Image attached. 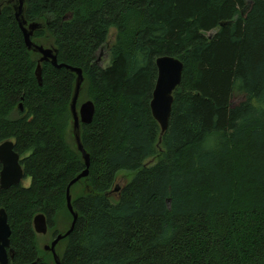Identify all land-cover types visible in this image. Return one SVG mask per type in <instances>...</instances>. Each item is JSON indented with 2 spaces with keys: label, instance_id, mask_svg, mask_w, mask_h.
Masks as SVG:
<instances>
[{
  "label": "trees",
  "instance_id": "16d2710c",
  "mask_svg": "<svg viewBox=\"0 0 264 264\" xmlns=\"http://www.w3.org/2000/svg\"><path fill=\"white\" fill-rule=\"evenodd\" d=\"M17 3L0 5V145L14 143L31 183L0 190L7 264H55L33 222L44 215L54 239L60 215L72 225L67 189L86 170L73 136L77 76L44 62L39 84ZM23 19L59 65L83 71L79 99L95 109L80 127L89 174L71 188L78 219L60 263L264 264V0H24ZM164 56L183 75L162 135L150 104ZM121 172L134 176L113 202Z\"/></svg>",
  "mask_w": 264,
  "mask_h": 264
},
{
  "label": "water",
  "instance_id": "95a60500",
  "mask_svg": "<svg viewBox=\"0 0 264 264\" xmlns=\"http://www.w3.org/2000/svg\"><path fill=\"white\" fill-rule=\"evenodd\" d=\"M23 8L24 0H18L17 6L15 7V17L20 28L22 29L27 49L41 56L36 69V77L39 84L42 82L41 65L44 62H50L57 69L66 68L77 76L76 88L71 104V112L74 121L73 136L75 138L77 148L82 154L86 165V170L76 177L70 183L67 189V209L73 217L71 228L66 234L58 235L50 246L45 247V251L50 252L53 255L55 264H61L60 258L56 253V247L72 232L78 219V214L74 212L72 206L71 188L80 180L86 178L89 174L90 157L82 146L80 127L81 125H89L92 122L95 109L93 103L91 101H87L80 107V110L78 111V100L82 85L84 83L83 71L78 68L59 65L57 63L56 51L54 48H45L32 41L33 33L38 28V25L27 24V22L23 19ZM224 25L225 24H222V26ZM98 60H100V58ZM156 66L158 70V78L150 107L152 115L159 124L161 128V134L163 135L169 125L173 105V94L181 85L183 64L180 60L174 57L164 56L157 59ZM20 109H22L21 106ZM0 164L2 165V170L0 173V190H7L11 187L21 185L25 175L21 165L20 156L15 152L13 142L6 141L0 145ZM118 190V188L115 189V191ZM33 226L37 235H46L48 233V224L44 215L36 216ZM10 237L11 229L8 223V216L5 210L2 209L0 210V264H7L9 259H12L14 256L13 251L11 250ZM38 263L39 260L31 264Z\"/></svg>",
  "mask_w": 264,
  "mask_h": 264
},
{
  "label": "rangeland",
  "instance_id": "374dc122",
  "mask_svg": "<svg viewBox=\"0 0 264 264\" xmlns=\"http://www.w3.org/2000/svg\"><path fill=\"white\" fill-rule=\"evenodd\" d=\"M9 1L12 0H0V5H3ZM214 33H210L208 34V36H213ZM115 39H116V30L115 29H111L109 31V36H108V41L106 46L97 54V59L100 58L99 60V64L101 66H104L108 63V59H109V51L112 48V46L115 43ZM36 44L43 46L45 48H53L52 44L49 43V41H35ZM41 58L40 55H38L37 59L39 60ZM87 102V99L85 97H81L78 101V111L80 110V107L85 104ZM74 139L72 137V134L70 132L69 135V142L73 143ZM156 159H150L147 161V163L153 164V162L155 163ZM134 174H130V173H126V172H121L118 174L117 177V181L115 184V188L114 190L111 192L110 194V198L112 199L113 202H116L119 198V190L115 191L116 188L121 189L125 184H128L129 182H131V180L133 179ZM31 183V179L26 178L22 180V186L24 187H28ZM60 220L63 221V223L61 224V226H58L57 230L58 233L60 234H65V232L69 229L70 225H71V218L68 216V214L63 213L62 215H60ZM54 241L53 238V231L49 230L48 233L46 235H37V242H38V247L40 250L45 251V247L50 246L51 243ZM64 250V244L59 243L56 247V253L58 255V257L60 258V256L62 255ZM49 253V252H48ZM46 253L47 257H49V254ZM53 259V258H51Z\"/></svg>",
  "mask_w": 264,
  "mask_h": 264
}]
</instances>
